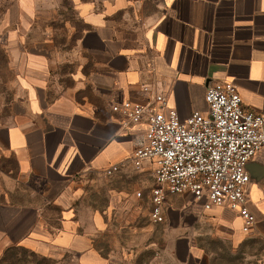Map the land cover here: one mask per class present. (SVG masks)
I'll list each match as a JSON object with an SVG mask.
<instances>
[{"label": "crops", "instance_id": "1", "mask_svg": "<svg viewBox=\"0 0 264 264\" xmlns=\"http://www.w3.org/2000/svg\"><path fill=\"white\" fill-rule=\"evenodd\" d=\"M218 81L264 115V0H0V264H264V149L251 232L188 192L154 223L153 168L131 160L146 127L111 107L149 85L184 120Z\"/></svg>", "mask_w": 264, "mask_h": 264}, {"label": "built area", "instance_id": "2", "mask_svg": "<svg viewBox=\"0 0 264 264\" xmlns=\"http://www.w3.org/2000/svg\"><path fill=\"white\" fill-rule=\"evenodd\" d=\"M143 91L149 94L146 102L124 100L111 107L127 124L146 127L131 160L137 170L145 164L153 168L151 220L164 222L168 197L188 192L206 209L237 211L243 231L251 232L257 218L248 205L252 178L247 165L264 149V115L243 106L239 86L232 81L211 84L205 93L207 112L194 111L184 120L164 94L149 85ZM118 170L115 164L106 173Z\"/></svg>", "mask_w": 264, "mask_h": 264}, {"label": "rangeland", "instance_id": "3", "mask_svg": "<svg viewBox=\"0 0 264 264\" xmlns=\"http://www.w3.org/2000/svg\"><path fill=\"white\" fill-rule=\"evenodd\" d=\"M60 3L69 5L71 3V1L73 0H59ZM81 1H93V0H81ZM94 1H98V2H105L106 0H94ZM252 186L251 184L248 186V190L250 192ZM248 205H249V200H248ZM257 223V222H256ZM21 260H25L24 262L22 261L21 264H73L72 261H70V259H66L62 262H57L55 260H51V259H42V258H37V257H32L29 254H26L25 257L22 258V255H19V257Z\"/></svg>", "mask_w": 264, "mask_h": 264}, {"label": "trees", "instance_id": "4", "mask_svg": "<svg viewBox=\"0 0 264 264\" xmlns=\"http://www.w3.org/2000/svg\"><path fill=\"white\" fill-rule=\"evenodd\" d=\"M14 258H16L15 253H14V252H11L10 255H9V259L12 260L13 264H14V262H15V261H14V260H15ZM18 260H19V259H18ZM16 262H17V259H16Z\"/></svg>", "mask_w": 264, "mask_h": 264}, {"label": "water", "instance_id": "5", "mask_svg": "<svg viewBox=\"0 0 264 264\" xmlns=\"http://www.w3.org/2000/svg\"><path fill=\"white\" fill-rule=\"evenodd\" d=\"M247 169H248V171L250 172V175H251V178H252V175H253V174H252V170H251V167H250L249 164L247 165Z\"/></svg>", "mask_w": 264, "mask_h": 264}]
</instances>
